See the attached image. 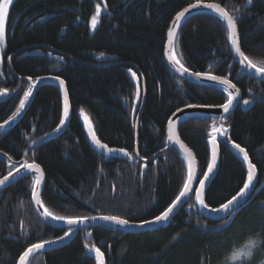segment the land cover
<instances>
[{"label": "trees", "instance_id": "16d2710c", "mask_svg": "<svg viewBox=\"0 0 264 264\" xmlns=\"http://www.w3.org/2000/svg\"><path fill=\"white\" fill-rule=\"evenodd\" d=\"M195 3L14 0L0 60V93L7 89L12 97L0 102V124L16 112L30 87L26 81L46 77L65 82L71 117L66 131L48 140L60 126L63 108L57 86H41L20 121L0 133V179L22 161L34 162L45 177L41 200L55 215H112L135 224L160 215L179 194L188 174L182 154L176 148L165 150L170 118L189 104L215 106L227 98L220 88L179 79L165 61L172 21ZM203 3H220L233 14L242 50L254 62L264 61V0H253L250 8L246 0ZM97 5L100 21L92 29ZM175 51L189 71L226 77L239 89L241 102H253L247 111L238 106L225 123L193 117L178 128L179 138L196 158L198 179L210 162L212 124L228 130L219 142L218 171L205 194L210 208L226 203L247 179L228 141L244 147L256 165L258 181L250 199L230 219L214 222L198 213L192 195L157 230L140 234L107 226L79 230L67 245L37 255L30 264H96L89 255L92 245L104 253L105 264H233V249L248 239L264 244V82L240 75L226 26L213 14L188 18L179 30ZM81 109L101 143L123 148L131 158L121 153L98 154L85 135ZM32 181L25 177L0 190V264H17L31 244L57 240L67 231L48 226L36 216ZM235 264H264V246L254 251L250 262Z\"/></svg>", "mask_w": 264, "mask_h": 264}, {"label": "snow or ice", "instance_id": "6c2138e0", "mask_svg": "<svg viewBox=\"0 0 264 264\" xmlns=\"http://www.w3.org/2000/svg\"><path fill=\"white\" fill-rule=\"evenodd\" d=\"M14 0H0V46H3L6 43V22L8 21L9 14H10V6L13 4ZM247 4H252L253 0H246ZM107 5H105V8ZM200 7H204L206 9L211 10L213 13L216 14L217 19L220 21H223L226 24V31H227V40L230 42L231 49L234 50L236 57L239 58V63L244 66L245 69L254 70L255 73L260 74L264 76V61H261L259 64L257 62H254L253 59H251L246 53L242 50L240 41H239V35H238V24L236 17L231 14L229 11H227L224 7L221 6L220 3H203V0H197V3L190 4L189 7L184 8L183 11L178 12L175 17V25L179 26V23L182 19L185 18V14L189 12L190 9H198ZM238 11V10H236ZM101 16V7L100 5L96 6L95 14L91 17V27L92 29H95L100 21ZM176 36V30L175 28L171 29L168 32V44L169 47L165 50V55L168 56V59L173 62L174 65H179L178 71H181L182 73L190 74L196 78H203L207 81H213L220 85L224 86V92L227 93V98L223 104L220 105H194L189 104L187 107L189 108H195V107H218L223 110V112L228 113L230 109L233 107L234 101L237 99V96L239 95V89L236 88V85L228 78L218 76V75H212L209 73H203V72H191L189 73V69L184 67L183 64L180 63V60L176 58V56L173 54L172 51V45L174 38ZM103 55V54H101ZM11 59V58H9ZM129 72H131L133 78L136 77V73L132 72L131 69H129ZM54 79L59 80V84L61 88H64L65 82L62 79H59V77H54ZM33 86H35V82H33ZM230 89H236V92L233 93V91H230ZM8 90L4 89L2 93H6ZM33 88L29 87L27 91L24 92L23 98L20 99L19 107L16 109V112L13 113V116L10 117V120L15 119L16 116H18L21 111L25 108L27 102L29 101V98L32 95ZM136 97L139 99L140 97V90L139 87L137 88ZM64 100H65V106L63 110V118L60 121V124L63 125L65 121L69 118V107H68V92L65 89L64 91ZM249 100L245 99L243 100V103L245 105L249 104ZM180 111V110H178ZM81 115L84 116L86 127L88 128L89 134L91 136L93 144L99 148L105 150L107 153H121L124 156H129L130 154L123 148H111L105 143H101V141L97 138L95 131L93 130V125L86 115H84L83 109H81ZM175 115V114H173ZM9 121H5L4 124H0V128H4L5 125H7ZM168 141L174 143L179 146V149L182 153L185 155V159L188 161V174L187 179L183 183V187L180 190L179 194L176 196V198L172 201V203L165 208L160 215L155 216L154 220H144L141 222L140 227H143L147 224H153L160 221H166L169 219L170 214L173 212V210L177 207V205L181 202L182 197H187L190 192L193 191L191 185L193 180L198 179L196 175V158L192 154L191 150L181 141L179 136L177 135L175 131V125L169 122L168 125ZM227 128H218L215 123L212 124V131L209 133V136L211 137L209 143L211 144V161L207 165V171H204L201 173L203 176V179H198L199 182V188L195 189V196L196 201L202 205L204 208H208L209 206L205 203V189H206V182L210 180V173H213L214 169L217 166V157H218V144H217V134H226ZM231 143V146L233 149L237 150L240 154H242L243 161L247 165V179L243 183V187L240 188V190L233 195L230 199L227 200L226 203L221 204L218 208H212L211 211L216 213H230L229 219L231 218V215H235V213L232 212L233 206L236 205L240 199L245 197L248 194V191L250 190L251 186L253 185L254 179L257 174L256 165L252 163V161L249 158V153L246 151L244 147H242L239 143H236L234 141H228ZM6 155V154H5ZM21 168L25 171V173H34L35 179L32 181L31 184V191H32V198L34 199L35 203L42 207L44 209L43 215L46 217H51L55 221H63L67 225H76V224H83L86 220L89 219H97V217H68V216H62V215H55L51 211L48 210V208L44 207L43 202L41 200V192H40V186L41 182L44 180V172L42 171L41 167L37 163H27L25 162L23 165H21ZM21 168L16 169V173L19 174L21 171ZM13 176L12 172H9L6 176H4L2 179H0V186H4L6 182L9 181V178ZM22 206V202H21ZM99 219L105 220V221H111L117 225L120 226H130V221L128 219H122L119 216H101ZM227 223V220L225 221ZM73 229L69 227L68 231L64 232L63 237H59V239L63 240L65 237L69 236ZM91 235V233H89ZM52 243H55V241L52 240H43L38 243L31 244L21 255L18 257V264H30V257L32 255L41 250L44 249L46 245H50ZM261 246H264V244L261 243L258 239H248L246 243L240 247L233 249L230 259L233 261V264H235L236 261H251L254 251H259V248ZM87 248L88 245H85ZM91 252L95 254V259L97 261V264H105V256L104 253L98 248L96 245H92L89 249Z\"/></svg>", "mask_w": 264, "mask_h": 264}, {"label": "water", "instance_id": "95a60500", "mask_svg": "<svg viewBox=\"0 0 264 264\" xmlns=\"http://www.w3.org/2000/svg\"><path fill=\"white\" fill-rule=\"evenodd\" d=\"M247 8H250V5L249 4H247ZM203 13L213 14V15L216 16V14L213 13L211 10L206 9L204 7H200L198 9H190L189 12L185 14V18L182 19L181 22L179 23V26L175 25V23H174L175 18L172 21V23H171V25L169 27L168 32L171 29H173V28H175V30H176V36H175L174 41H173L172 51H173V54L176 56L177 59H178V57L176 55L175 47H176V41H177V38H178V33H179V30H180L181 26L184 24V22L188 18H190V17H192L194 15L203 14ZM225 26H226V24H225ZM168 32H167V36H166V44H165V49H164V57H165V61L167 63L168 68L179 79H182V80H184L186 82H189V83H192V84H199V85H210V86H214V87H217V88H220V89L223 90L224 89V86L223 85H220V84H218L216 82H213V81H207V80H205L203 78H199L198 79V78H196V77H194V76H192L190 74L182 73L181 71H178L177 70L179 68V65H174L173 62L168 59V56L165 55V50L169 47V44H168ZM229 46H230V42H229ZM230 52H231V55H232V58H233L234 62L240 68V75L241 76L248 75L253 80H257V81H260V82H264V76L255 73L254 70L245 69L244 66L239 63V58L236 57L234 50L231 49V46H230ZM107 60H112V58H107ZM189 73H191V71H189ZM26 82H28L29 86L33 88L32 95L29 98V101L27 102L25 108L21 111V113L18 116L15 117V119L8 120L9 123L7 125H5L4 128H0V133L3 132V131H5L6 129H8V127L10 125L15 126L20 121V119L24 116V114L28 110L31 102L33 101L36 91L41 86H44L46 84H51V85L57 86V88L59 89L60 96H61L62 108L64 110V106H65L64 91L66 89L65 84H64V88H61L60 87V84H59V80L54 79V77L40 78V79H38V80L35 81V86H33V82L31 80H27ZM230 91H233V93H235L236 92V89H230ZM11 97H12V94H9L7 92L4 93V94H0V102L3 101V100L9 99ZM138 102H139V99H137V97H136V99H135V105L136 106H138ZM67 103H68V107H69V118H68V120L65 121V123L63 125L60 124V126L53 133H51L49 135L48 140L49 139H52V138H57L58 136H60L61 134H63L66 131V129L68 127V124H69L70 117H71V106H70V102H69V97H68ZM252 105H253V102L251 100H250L249 104H247V105H245L243 102H241L240 93H239V95L237 96V99L233 103L232 109H230V111L228 113L223 112V110L221 108H218V107H195V108L186 107V108L181 109L180 111H177L175 113V115H173L170 118L169 122H171L172 124L175 125V131H176V133L178 135V128H179L180 122H182V121H184V120H186L188 118H193V117L210 118V119H217V120H219V123H225V119L227 117H229L238 106L242 110L247 111V110H249V108ZM62 118H63V113H62ZM169 122H168L167 127H166V145H167V148L165 150H169L171 148H176L182 154V156H183V158H184V160L186 162L187 171H188V161H187V159H185L184 153H182L180 151L179 146L176 145L174 143V141H172V142L168 141V134H169L168 125H169ZM83 128H84V131H85V135L87 137V140L90 143L91 147L98 154L108 155L109 153H107L105 150L99 149V148H97L93 144L92 139H91V136L89 134V131H88V128L86 127L85 122H83ZM218 128H221L222 129V127H221L220 124H218ZM223 137H224L223 134H217V144H218L217 166L214 169L213 173H210L209 174L210 175V180L206 182L205 194H206V191H207L209 185L211 184L213 178L215 177V175H216V173L218 171V168H219V161H220L219 142H221V140L223 139ZM210 139L208 140V145H209V149H210V161H211V148H212V146L209 143ZM229 147L238 156L239 160L242 162V164L245 167L246 172H247V165L243 161L242 154H240L237 150L233 149L232 146H231V143H229ZM165 150H163V151H165ZM136 157H137V155H136ZM153 158H151L148 161H143V163H148ZM25 162L26 161H22L17 168H21V165H23ZM16 169L14 171H12L13 176L9 178V181L6 182V184L4 186H0V190L1 189H4L6 187H9L10 185L14 184L15 182H17V181H19V180H21V179H23L25 177H32L33 179H35V175L36 174H34V173H25V171L22 168H21L20 173L17 174L16 173ZM196 175L198 176L197 163H196ZM257 176L258 175L256 174V177L254 179L253 185L251 186L250 190L248 191V194L245 197H243L242 199H240L239 202L236 205L233 206V209H232V212L233 213L236 210H238L243 204H245L250 199V197H251L252 193L254 192L255 187L257 185V181H258ZM43 184H44V180L41 182V186H40V192H41V194H42V191H43ZM191 187H192L193 191L190 192L187 197H182L181 198V202L177 205V207L170 214L168 220H166V221H160V222L153 223V224H147V225H144L143 227L138 226L141 223H139V224L130 223V226H120V225H117V224H115V223H113L111 221H105V220L99 219V217H101V216L97 217V219H89V220H86L83 224H76V225L69 226V225H67L63 221H55L51 217L44 216L43 215L44 209L35 203L34 199L32 198V192H31V203H32L33 209L35 211V214H36V216L44 224H46L48 226H51V227L61 228V229L67 230V231H68L69 227H71L73 229V231L71 232V234L69 236L65 237L63 240H61V239L54 240L55 243H52L50 245H46L44 247V249H41V250L35 252L32 255V257H30V263L39 254H42V253H45V252H48V251H51V250L60 248V247H62L64 245H67L75 237V235L77 234V232L79 230H87V229H90V228H93V227H97V226H107V227H111V228H114V229H117V230H120V231H123V232H126V233H130V234H140V233H144V232H147V231L157 230V229L163 227L164 225H166L174 217V215L176 213H178L179 210L182 209L187 204V201L189 200V198L192 195H194V206H195V209L206 220H208V221H214V222H216V221L219 222V221H222V220H225V219H228L229 218L230 213H223V212L216 213V212H213V211H211L212 208H210V207L204 208L202 205H200L196 201L195 189L199 188V182H198L197 179L196 180H193ZM90 240H91V236L88 234L86 236V241L87 242H90ZM89 255L93 256V258H94V260H95V262L97 264V261L95 259V254L92 253V254H89Z\"/></svg>", "mask_w": 264, "mask_h": 264}, {"label": "rangeland", "instance_id": "374dc122", "mask_svg": "<svg viewBox=\"0 0 264 264\" xmlns=\"http://www.w3.org/2000/svg\"><path fill=\"white\" fill-rule=\"evenodd\" d=\"M6 24H7V22H6ZM3 49H4V45L3 46H0V60H1L2 55H3Z\"/></svg>", "mask_w": 264, "mask_h": 264}, {"label": "bare ground", "instance_id": "6f19581e", "mask_svg": "<svg viewBox=\"0 0 264 264\" xmlns=\"http://www.w3.org/2000/svg\"><path fill=\"white\" fill-rule=\"evenodd\" d=\"M135 107H137L136 105H135ZM12 172V171H11Z\"/></svg>", "mask_w": 264, "mask_h": 264}]
</instances>
